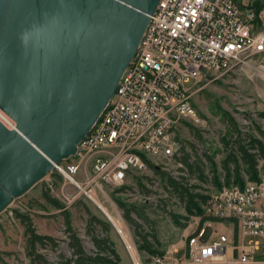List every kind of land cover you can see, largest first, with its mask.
Wrapping results in <instances>:
<instances>
[{"label":"built area","instance_id":"obj_1","mask_svg":"<svg viewBox=\"0 0 264 264\" xmlns=\"http://www.w3.org/2000/svg\"><path fill=\"white\" fill-rule=\"evenodd\" d=\"M246 70L264 84V0H160L102 114L51 172L93 199L96 185L120 187L147 160L180 157L177 130L199 121L197 84ZM0 123L15 129L1 110ZM188 225L183 249L171 244L152 264L264 263V172L207 193Z\"/></svg>","mask_w":264,"mask_h":264},{"label":"water","instance_id":"obj_2","mask_svg":"<svg viewBox=\"0 0 264 264\" xmlns=\"http://www.w3.org/2000/svg\"><path fill=\"white\" fill-rule=\"evenodd\" d=\"M159 1L0 0V213L75 154Z\"/></svg>","mask_w":264,"mask_h":264},{"label":"rangeland","instance_id":"obj_3","mask_svg":"<svg viewBox=\"0 0 264 264\" xmlns=\"http://www.w3.org/2000/svg\"><path fill=\"white\" fill-rule=\"evenodd\" d=\"M196 89L192 103L199 121L189 125L199 130L202 139L199 140L195 131L188 126H181L177 130V136L181 140L180 146L185 147L184 151L190 154L191 167L188 168L183 164L178 165L172 159L163 160L166 164L158 161L156 165L161 166L163 171L171 174L175 180L184 184L190 191L209 193L215 190L211 173L213 167L224 171L221 162L227 154V148H225L222 137L226 135L229 119L231 118L236 123L242 134L254 131L257 125L264 130V117L261 116V114L264 115V84L255 80L250 71L246 70L235 74H224L215 79L202 78ZM205 154L212 156V161ZM69 161L71 160H65L66 163ZM263 164L262 161L258 164L261 173L264 172ZM136 174L143 176L145 185L151 191L145 196L140 193L136 194L134 190L139 192L138 187L134 183V179L128 176L126 184H130L133 188L116 195L128 197L130 200H143V197H146L148 206L145 208V212L151 223L148 224L140 218H136L137 221L145 231L155 233L159 241L166 245L165 249L171 244H175L182 250L191 227L188 225V219L184 217L188 214L184 208L185 202L179 192L170 186L165 187L160 176L150 168ZM75 177L80 181L83 180L81 173ZM47 179L52 183L51 187L47 185ZM46 186L49 187V194L64 204V210L69 213L72 226L84 238L86 249H90L91 244L84 234L86 210L102 219L108 220L107 217L92 199L86 197L73 185L66 183L62 176L59 178L47 175L24 195L14 199L0 213V251L15 252L20 259L25 261L23 226L13 213L14 210H18L31 217L39 233L54 235L59 239L60 246L57 250H45L51 261H56V256L60 251L69 255V249L65 242L63 216L58 213L59 210L53 208L42 198V191ZM115 188L111 185H96L93 199L105 207L104 209L110 214L106 212L124 232L123 234L127 237L125 238L128 239L136 257L135 264H146L144 258L137 252L132 228L122 218L121 210L112 199L111 194ZM174 215L180 216L179 221L186 222V225L182 227L175 224ZM188 216L190 217V215ZM111 227V237L121 257L119 264H133L123 240L113 225ZM4 258L9 264L18 263L14 255H5ZM254 258L260 259L261 256L258 253ZM167 259H169V254ZM147 264H152V259Z\"/></svg>","mask_w":264,"mask_h":264},{"label":"trees","instance_id":"obj_4","mask_svg":"<svg viewBox=\"0 0 264 264\" xmlns=\"http://www.w3.org/2000/svg\"><path fill=\"white\" fill-rule=\"evenodd\" d=\"M259 10L260 5L255 4ZM264 117L263 114H261ZM226 135L222 137L227 154L223 158L221 165L223 172L216 169L214 166L212 173V183L215 189H219L224 185H238L243 186L247 181L259 180L258 168L260 161L264 163V130L260 126H256L254 131L242 134L237 128L236 123L230 118ZM188 127L195 131L196 137L201 140V134L198 129L188 125ZM181 142V140L179 139ZM181 146L182 155L172 160L178 165H185L191 167L190 154L184 151ZM206 157L212 161V156L205 154ZM148 162V168L160 176L165 187L170 186L177 190L185 202L184 208L188 215L201 213V204L207 196V193L192 192L184 184H181L175 178L161 169V166ZM264 170V164L262 166ZM50 175L61 178L60 174L51 172ZM134 183L138 187L139 193L142 196L149 193L151 190L145 185L141 175L132 174ZM147 178V176H145ZM202 177V175H201ZM222 177V180H221ZM133 187L130 184H123L116 187L112 191V199L114 203L122 212V218L133 230L134 242L138 254L143 257L147 264L155 255L164 253L165 246L163 245L157 235L152 232H147L143 229L136 218L145 220L146 223H151L148 218L145 208L147 200H130L128 197L116 195L117 193L127 191ZM42 198L50 204L53 208L59 210L63 216L64 232L66 236V245L69 249V255L59 252L56 256V261H51L45 250L55 251L59 248V239L50 234L39 233L35 228L31 217L27 214L14 210L15 217L23 226V253L25 261L18 257L15 252L0 251V264H9L4 256L14 255L18 261L17 264H119L121 257L116 248L115 242L111 237V223L108 220L98 217L96 214L86 210V218L84 221V234L87 236L91 247L86 249L84 238L72 226L69 213L64 210L62 204L57 198L49 194V187L46 186L42 191ZM184 216L189 220V216ZM180 216L174 215V223L184 227L185 223L179 221ZM121 229V228H120ZM124 233V232H123ZM125 235V234H124ZM126 237V236H125ZM127 238V237H126ZM128 240V239H127ZM132 248V247H131Z\"/></svg>","mask_w":264,"mask_h":264},{"label":"bare ground","instance_id":"obj_5","mask_svg":"<svg viewBox=\"0 0 264 264\" xmlns=\"http://www.w3.org/2000/svg\"><path fill=\"white\" fill-rule=\"evenodd\" d=\"M92 201L100 208V210L105 214V216L108 218V220L110 221V223H112L115 227H116V231L118 232V234L120 235L121 239L123 240L128 252H132V248L130 247L128 241L126 240L123 232L121 231V229L119 228V226L116 224V222L112 219V217L106 212V210L101 206L99 205L94 199H92ZM134 254V253H133ZM135 259V262L136 261V257H134Z\"/></svg>","mask_w":264,"mask_h":264},{"label":"crops","instance_id":"obj_6","mask_svg":"<svg viewBox=\"0 0 264 264\" xmlns=\"http://www.w3.org/2000/svg\"><path fill=\"white\" fill-rule=\"evenodd\" d=\"M101 204V203H100ZM102 205V204H101ZM103 208H105L103 205H102ZM106 210V209H105ZM107 211V210H106ZM108 212V211H107ZM109 213V212H108ZM110 214V213H109ZM249 264H262V262H253V263H249Z\"/></svg>","mask_w":264,"mask_h":264}]
</instances>
